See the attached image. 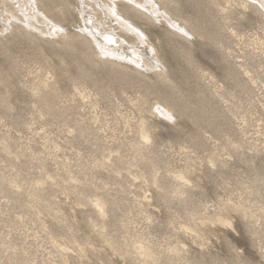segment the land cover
Masks as SVG:
<instances>
[{
	"label": "rangeland",
	"instance_id": "obj_1",
	"mask_svg": "<svg viewBox=\"0 0 264 264\" xmlns=\"http://www.w3.org/2000/svg\"><path fill=\"white\" fill-rule=\"evenodd\" d=\"M0 264H264V0H0Z\"/></svg>",
	"mask_w": 264,
	"mask_h": 264
},
{
	"label": "bare ground",
	"instance_id": "obj_2",
	"mask_svg": "<svg viewBox=\"0 0 264 264\" xmlns=\"http://www.w3.org/2000/svg\"><path fill=\"white\" fill-rule=\"evenodd\" d=\"M35 1V0H34ZM75 2V1H74ZM80 2V1H79ZM78 2V3H79ZM92 2V1H91ZM105 2V1H104ZM127 2V1H126ZM109 3V2H108ZM35 5V4H34ZM111 5V4H110ZM129 5V4H128ZM89 6V5H88ZM104 6V5H103ZM145 6V5H144ZM148 7V5H147ZM96 8V7H95ZM29 9V8H28ZM134 9V8H133ZM160 10V8H158ZM141 10V9H139ZM93 11V10H92ZM126 11V10H125ZM163 11V10H162ZM127 12V11H126ZM132 14V12H129ZM26 14V13H25ZM30 15V13H29ZM22 16V15H21ZM87 14L84 16L83 20H84V25L85 26V30L88 32V34L92 37L93 39V42H94V46L96 45L100 51L101 49L103 51H115V49H120L122 48L121 46V43L119 41V38L117 36H114L108 29V31H102L100 32L96 25L91 21V17H86ZM133 16V15H131ZM150 16V15H149ZM130 17V16H129ZM163 17V16H162ZM123 18V17H122ZM14 20V19H13ZM21 20V19H20ZM99 20V19H98ZM107 20V19H106ZM134 20V19H133ZM132 21V20H131ZM135 21V20H134ZM32 22V21H31ZM97 22V21H96ZM111 22V21H110ZM109 23V22H108ZM83 24V23H82ZM165 24V23H164ZM23 25V24H22ZM35 25V24H34ZM48 25V24H47ZM61 25V24H60ZM24 26V25H23ZM32 26V25H31ZM98 26V25H97ZM61 27V26H60ZM27 28V27H26ZM47 28V27H46ZM40 29V28H39ZM33 30V29H32ZM41 34H42V31H40ZM45 32V31H44ZM51 32V31H50ZM49 32V33H50ZM38 33V31H37ZM58 33V32H57ZM133 36V35H132ZM145 38V37H144ZM123 39V38H122ZM149 40V39H148ZM147 40V41H148ZM92 41V40H91ZM92 42V43H93ZM136 43V42H135ZM149 43V42H148ZM151 47V46H150ZM155 47V46H154ZM125 51V54L126 52H129V53H133V54H136L135 50H124ZM99 52V51H98ZM117 53V52H116ZM120 53V52H119ZM113 54V53H112ZM123 54V53H122ZM121 54V55H122ZM138 54V53H137ZM124 55V54H123ZM140 55V54H139ZM113 56V55H112ZM120 56V55H119ZM117 57V56H116ZM126 57V55H125ZM129 57V56H128ZM106 58V57H105ZM138 58V57H137ZM156 59L158 57H155ZM154 58V59H155ZM126 59V58H125ZM131 59V58H130ZM139 59V58H138ZM123 60V59H122ZM135 60V59H134ZM158 60V59H157ZM125 61V60H124ZM137 61V59H136ZM159 61V60H158ZM138 63V62H137ZM147 63V62H146ZM163 64V63H162ZM160 64V65H162ZM135 65H136V62H135ZM148 66V65H147ZM149 67V66H148ZM151 67V66H150ZM144 71V70H143Z\"/></svg>",
	"mask_w": 264,
	"mask_h": 264
}]
</instances>
